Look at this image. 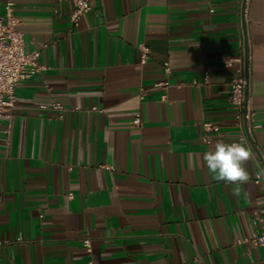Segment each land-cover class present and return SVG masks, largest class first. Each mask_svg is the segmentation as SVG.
<instances>
[{"label": "crops", "instance_id": "1", "mask_svg": "<svg viewBox=\"0 0 264 264\" xmlns=\"http://www.w3.org/2000/svg\"><path fill=\"white\" fill-rule=\"evenodd\" d=\"M90 7L74 27L71 0L15 1L24 51L44 69L0 125V264H264V0ZM242 73L259 128L236 196L202 157L240 142L228 96ZM163 80L165 101L152 89ZM53 102L62 115L38 109Z\"/></svg>", "mask_w": 264, "mask_h": 264}, {"label": "built area", "instance_id": "2", "mask_svg": "<svg viewBox=\"0 0 264 264\" xmlns=\"http://www.w3.org/2000/svg\"><path fill=\"white\" fill-rule=\"evenodd\" d=\"M16 0H6L3 14L0 15V125L3 120L9 121L15 109V88L39 74L44 67L39 65L38 59L40 52L26 53L24 51V37L18 30L19 21L14 16V6ZM73 3V11L70 14V22L72 26L77 27L80 19L90 11V0H71ZM141 65H144L148 59L149 51L147 48H141ZM241 62L240 59L226 58L224 66L231 67L234 63ZM163 71L166 75L171 73L167 63L163 65ZM208 74L204 77V83H208ZM192 85H197L193 81ZM249 77L246 73H242L239 77L230 83V93L228 103L234 111V118L237 126L241 130L240 142L249 145L255 131L259 128L254 122V111L248 92ZM170 88L168 80L157 82L153 85V90L163 92L162 101L166 100V92ZM146 90L140 89L138 99L143 101L146 96ZM40 111H55L59 115L65 112L64 107L60 103L42 104L38 106ZM97 111V109H93ZM99 112H102L98 110ZM134 125H139V116H136ZM203 129L207 133L217 132L218 128L210 123H204ZM208 142V140H206ZM256 185L264 186V159L261 161L259 173L254 178ZM20 241V240H18ZM254 243L262 251H264V220L261 221L260 233L254 240ZM86 252H91L89 239L83 240Z\"/></svg>", "mask_w": 264, "mask_h": 264}, {"label": "clouds", "instance_id": "3", "mask_svg": "<svg viewBox=\"0 0 264 264\" xmlns=\"http://www.w3.org/2000/svg\"><path fill=\"white\" fill-rule=\"evenodd\" d=\"M253 153L243 142H217L209 151L203 153V161L214 179L231 185L233 195L239 196L241 187L250 179L245 167Z\"/></svg>", "mask_w": 264, "mask_h": 264}, {"label": "water", "instance_id": "4", "mask_svg": "<svg viewBox=\"0 0 264 264\" xmlns=\"http://www.w3.org/2000/svg\"><path fill=\"white\" fill-rule=\"evenodd\" d=\"M245 1V0H244Z\"/></svg>", "mask_w": 264, "mask_h": 264}]
</instances>
